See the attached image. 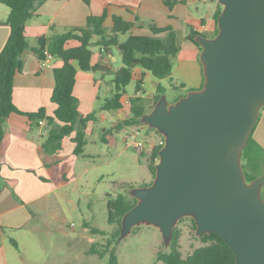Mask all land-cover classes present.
Returning a JSON list of instances; mask_svg holds the SVG:
<instances>
[{
    "label": "crops",
    "instance_id": "1",
    "mask_svg": "<svg viewBox=\"0 0 264 264\" xmlns=\"http://www.w3.org/2000/svg\"><path fill=\"white\" fill-rule=\"evenodd\" d=\"M219 4V0H44L36 6L34 17L26 24V36L31 46H36L37 41L31 43L30 38L37 40L41 34L50 33L53 27L62 31L85 26L89 15L104 12L107 14L104 25L108 30L113 25V16L118 15L133 23V35H152V23L160 27L170 26L176 32L179 51L173 58L171 77L160 79L141 67L138 80L143 79L142 89L137 92L135 89L134 94L127 90L122 98L123 106L118 109L105 110L102 104L112 94L113 82L108 75L113 77V72L122 66L117 64L121 59L120 51L117 46H92V64L103 65L107 70L78 69L77 72L74 93L79 99V110L84 115L94 112L96 117L87 123L84 153L88 151L90 141L96 143L97 131L100 140L106 144L113 140L114 131L122 128L139 129L146 136L155 133L146 125H121L132 116L133 97L142 98L140 104L147 113L153 109L159 85L165 87L166 94L171 93L174 97L170 102L202 88L201 50L188 35L196 31L214 36ZM9 11L0 18V50L10 33V26L4 21ZM120 40L123 41L121 37ZM70 44L76 45L77 42ZM46 61L47 65L31 54L23 70L16 74L13 100L24 111H37L44 106L47 114L53 115L56 109L51 102L55 87L53 69L62 65V60L50 57ZM47 134L45 120L32 123L27 116L18 113H12L6 120L0 153V264H8V247L3 241L8 233L21 232L24 238L32 239L51 235L70 237L68 230L75 225L69 221L71 205L68 202L72 201L74 210L78 204L66 195L64 189L80 180L88 168L84 162L78 163L80 155L74 153L76 132L64 137L62 148L54 153H47L42 145ZM253 137L264 148V107L254 126ZM140 139L142 143L147 142L144 137ZM79 167L82 171L78 174ZM93 227L85 220L84 229L74 232L72 237L85 238Z\"/></svg>",
    "mask_w": 264,
    "mask_h": 264
},
{
    "label": "water",
    "instance_id": "2",
    "mask_svg": "<svg viewBox=\"0 0 264 264\" xmlns=\"http://www.w3.org/2000/svg\"><path fill=\"white\" fill-rule=\"evenodd\" d=\"M218 33L198 34L204 84L175 102L166 93L141 121L164 137L150 185L122 217L119 241L157 227L169 247L180 219L217 233L235 264H264V173L247 181L243 151L264 107V0H219Z\"/></svg>",
    "mask_w": 264,
    "mask_h": 264
},
{
    "label": "trees",
    "instance_id": "3",
    "mask_svg": "<svg viewBox=\"0 0 264 264\" xmlns=\"http://www.w3.org/2000/svg\"><path fill=\"white\" fill-rule=\"evenodd\" d=\"M43 1L0 0L10 10L4 20L10 26V33L0 50V153L5 135L6 120L12 113H18L27 116L32 123L39 124L41 120L46 121L48 134L42 145L47 153L60 150L64 137L76 132L73 138L75 142L74 153L75 155H82L87 143V123L96 117L94 112L84 115L79 110V99L74 93L77 72L78 69L107 70L103 65L92 64V46H117L120 51L123 65L113 72L112 94L102 104V109L105 110L118 109L123 106L122 98L127 92V86L133 80L136 66L150 70L160 79L171 77L173 58L179 51L176 32L170 26L160 27L152 23L150 24L152 35H133L131 33L133 23L118 15L113 16V25L108 30L104 25L107 16L104 12L101 15H89L85 26L69 27L62 31L53 27L50 33L41 34L38 37L36 46H31L26 36V24L28 20L34 17L36 6ZM222 9L223 6L219 4V9L215 15L216 34L219 30L217 20ZM126 34L128 35L127 38L121 41L120 37ZM198 34L199 32L192 31L188 37L202 50V46L195 40ZM95 37H98V40H94ZM72 41H76L77 44L71 45ZM31 54L36 55L42 62L47 59L48 54L62 60V65L53 69L55 87L51 102L56 105L53 115L47 114L44 106L37 111H24L14 103L13 87L16 74L23 70L25 61ZM142 83L143 79L137 81L136 92L142 89ZM163 93H165V87L159 85L152 107L155 106ZM141 100L142 98L138 96L131 99L132 116L125 119L121 125H146L150 130L159 133L165 141V137L157 129L150 128L141 121L142 116L147 111L141 106ZM253 132L254 129L242 156L247 181H251L264 173V148L254 139ZM163 146L164 143L158 142L154 144L152 149L149 167L153 178L156 175V159H160L159 151ZM129 188L131 189L133 186ZM262 195L264 197V187ZM136 203L137 199L130 193L128 195L119 193L116 197L107 199L108 221L115 225L116 229L110 234L106 245L99 248L98 244H93L90 249L92 253L99 254L101 257L107 255L108 260L105 264H119V254L113 243L119 241L123 215ZM186 219L191 220L196 229V223L192 217H184L179 222ZM91 230L95 233H107L105 230L95 227ZM179 239L180 231L175 226L168 249L156 253L155 264H235L234 251L217 233L200 235L199 239L203 244L187 256H184L180 250ZM12 242L17 246L14 239Z\"/></svg>",
    "mask_w": 264,
    "mask_h": 264
},
{
    "label": "rangeland",
    "instance_id": "4",
    "mask_svg": "<svg viewBox=\"0 0 264 264\" xmlns=\"http://www.w3.org/2000/svg\"><path fill=\"white\" fill-rule=\"evenodd\" d=\"M9 11V7L0 2V18ZM122 35V40L127 38ZM37 41V42H36ZM31 43L38 44V39L30 38ZM119 65H123L120 59ZM140 66H136L133 80L127 86L129 94H134L139 78ZM108 79H113L108 75ZM169 101L174 97L171 93L166 94ZM105 93L102 92V98ZM128 128L115 130L113 140L108 144L100 140V132L97 131L96 143L90 141L88 151L79 156V164L87 165V170L78 181H74L67 187L65 192L78 207L75 210L71 203L70 222L74 226L68 230L70 237L51 235L40 238H24L21 232L8 233L4 236V243L8 247V264H105L108 256L101 257L91 252V246L106 245L110 234L116 229L108 221L107 199L116 197L119 193L128 195L130 186L138 187L149 185L153 181V174L149 163L152 158L154 144L160 143L162 137L155 132L146 136L140 130L137 138L128 141L126 135ZM146 138L147 142L138 144L140 138ZM142 149V150H141ZM143 151V153H142ZM158 162L159 159H156ZM78 174L82 168H78ZM66 196V197H67ZM67 204V202H66ZM87 220L92 226L105 230L107 233H95L88 231L85 238L74 239V232L84 229V221ZM180 231V250L187 256L195 248L203 243L196 235V229L191 220L186 219L178 222ZM18 235V236H16ZM18 246H15L12 239ZM119 254V264H155L156 253L167 250L162 234L157 227L152 225H140L133 228L123 240L113 243Z\"/></svg>",
    "mask_w": 264,
    "mask_h": 264
},
{
    "label": "built area",
    "instance_id": "5",
    "mask_svg": "<svg viewBox=\"0 0 264 264\" xmlns=\"http://www.w3.org/2000/svg\"><path fill=\"white\" fill-rule=\"evenodd\" d=\"M50 57H52V55L48 54V55H47V58H50ZM43 64L47 65V61L44 60V61H43ZM139 133H140V130H139V129H133V130H131V131L126 135V139H127L128 141H131V140L137 138V136L139 135ZM160 143H164V141L161 140ZM138 144L141 145L142 142L138 141Z\"/></svg>",
    "mask_w": 264,
    "mask_h": 264
}]
</instances>
